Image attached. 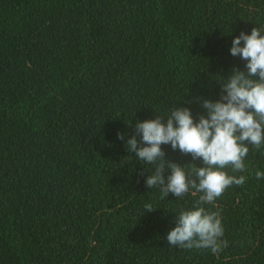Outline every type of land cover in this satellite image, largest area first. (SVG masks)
<instances>
[{
	"label": "trees",
	"instance_id": "trees-1",
	"mask_svg": "<svg viewBox=\"0 0 264 264\" xmlns=\"http://www.w3.org/2000/svg\"><path fill=\"white\" fill-rule=\"evenodd\" d=\"M261 26L264 0H0V264H264V146L206 205L227 241L216 254L168 244L200 193L161 199L125 146L172 107L198 119L197 98L245 70L232 40Z\"/></svg>",
	"mask_w": 264,
	"mask_h": 264
},
{
	"label": "clouds",
	"instance_id": "clouds-1",
	"mask_svg": "<svg viewBox=\"0 0 264 264\" xmlns=\"http://www.w3.org/2000/svg\"><path fill=\"white\" fill-rule=\"evenodd\" d=\"M230 54L245 61V70L234 67L230 76L216 81L221 85L219 99L197 98L204 109L198 119L189 107H172L166 122L157 115L138 120L135 134L125 144L139 162L153 166L145 184L159 188L161 199L169 193L182 199L193 189L200 193L192 207L175 215V227L166 237L171 247L210 249L213 254L227 247L220 215L206 205L215 206L226 189L246 182V176L230 175L227 170L245 172L250 150L264 146V26L253 27L250 34L241 31L232 40ZM117 137L125 139L122 133ZM169 144L190 154L193 161L201 160L203 166L188 163L192 165L188 169V164L166 161L161 146ZM165 170L170 174L165 176ZM255 176L264 179V172L258 170ZM153 210L151 204L144 205V211Z\"/></svg>",
	"mask_w": 264,
	"mask_h": 264
}]
</instances>
